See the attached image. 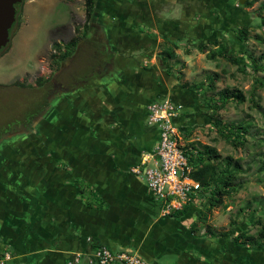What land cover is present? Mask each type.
<instances>
[{
  "label": "rangeland",
  "instance_id": "rangeland-1",
  "mask_svg": "<svg viewBox=\"0 0 264 264\" xmlns=\"http://www.w3.org/2000/svg\"><path fill=\"white\" fill-rule=\"evenodd\" d=\"M248 1L96 0L94 20L86 22L84 0H24L11 27L9 43L0 52V132L24 122L26 114L46 96H49V104L55 107L56 98L63 95L59 90L61 87L75 91L78 86V89L90 92L95 87L105 89L103 86L107 84L114 86L112 93L128 90L130 94L125 93L126 102L134 92L140 99L141 96L148 98V94L160 91L162 87L163 91L166 90L165 86L178 91L180 82L198 87L197 90H188L185 96L182 92L178 95L181 101L188 100L187 104H176L179 123L184 128L181 133L183 141L210 145L221 157L230 155L240 159L243 167L240 182L234 186L232 195L224 199L223 205L208 212V221L230 234L221 238H204L203 229H200L196 234L201 237L191 234L178 246L182 249L178 257L175 253H168L157 261L153 260L152 254H146L137 246L123 248L131 249L147 264L263 262V247L238 246L230 242L231 235L240 231L255 233L259 227L253 222L257 217L264 222V86L258 84L264 82V72L254 71L249 61L255 58L264 66V27L258 16L264 0H252L251 5H247ZM105 11L109 14L106 23L102 16ZM260 13L264 16V7ZM117 24L123 29L114 33L109 26L116 27ZM243 25L249 36L245 42L232 31V28ZM100 33L106 35L102 41L99 40ZM72 37H78L77 44L70 54L60 58L65 51L62 45ZM165 38L178 42L175 52L179 63L173 60L164 64L159 62V43ZM214 38L226 39L229 51L241 55L239 65L222 56L207 58L205 52L197 49L200 43L216 48L210 42ZM54 43H59L61 48H56ZM104 61L113 64L107 77L97 71ZM178 70L182 71L180 81L176 76ZM214 74L218 75L214 80L215 89L206 90L207 79ZM105 80L108 82L103 83ZM85 81L89 83L83 87ZM225 87L238 89L244 95L243 101L228 100L217 112L224 122L243 121L248 125L245 145L237 148L221 137L208 116L206 102L217 97L218 91ZM167 93L163 98H168ZM80 95L82 93L77 96ZM71 99L73 96L65 97L64 102L73 104ZM138 102L142 108L149 103L143 105L141 99ZM96 108L100 109L99 106ZM92 152L99 153L100 150L94 147ZM139 177L146 186L144 179ZM8 200L5 202L11 205ZM207 205V201L197 198L187 212L191 214L184 225L190 228L191 222ZM254 209L256 213L251 214ZM11 212L8 210L7 213ZM180 224L178 226L182 229L183 223ZM80 264H85V260L81 259Z\"/></svg>",
  "mask_w": 264,
  "mask_h": 264
},
{
  "label": "crops",
  "instance_id": "crops-1",
  "mask_svg": "<svg viewBox=\"0 0 264 264\" xmlns=\"http://www.w3.org/2000/svg\"><path fill=\"white\" fill-rule=\"evenodd\" d=\"M108 15H102L105 23ZM109 27L114 33L123 29ZM109 71H102L103 77ZM103 88L87 92L77 86L76 94L61 87L63 97L56 98L55 107L46 96L47 106L30 126L25 120L0 135V248L12 254L8 264H65L74 253L100 243L115 250L137 246L155 261L182 252L178 246L191 235L184 225L191 213L178 220L163 215L148 185L130 169L158 138L157 127L146 121L145 103L168 92L175 104H187L178 95L189 91L162 87L140 97L142 108L135 92L126 102L128 90ZM64 96H73V104ZM94 147L100 152H92ZM80 181L103 200L102 209L80 200Z\"/></svg>",
  "mask_w": 264,
  "mask_h": 264
},
{
  "label": "trees",
  "instance_id": "trees-1",
  "mask_svg": "<svg viewBox=\"0 0 264 264\" xmlns=\"http://www.w3.org/2000/svg\"><path fill=\"white\" fill-rule=\"evenodd\" d=\"M24 0L15 4V16L18 13V7L22 5ZM252 0L247 2V5L252 4ZM95 3L96 0H84L85 4V21L89 22L94 20V12H95ZM264 7V5L262 6ZM258 10V16L261 18V23L264 27V16L261 15V9ZM13 25V24H12ZM88 27V24L85 25ZM12 27V26H11ZM232 31L237 35V37L245 42L248 39V31L246 26H239L232 28ZM11 36V28L9 29V38ZM10 40V39H9ZM78 37H72L69 39L64 45L65 51H63L60 55V58L66 57L70 54V51L75 47L78 42ZM216 48H209L207 43H200L197 45V49L205 52L207 58H215L217 56H222L228 61L235 63L237 65L240 64L242 57L241 55H237L233 52L229 51V43L226 39L219 40L218 38H214L210 41ZM9 43V42H8ZM56 48H61L59 43H54ZM161 50L158 53L159 62L164 64L167 60H173L176 63H179L178 56L175 52V49L178 47V42L170 41L165 38L161 43H159ZM5 48V47H4ZM2 48L0 52L4 49ZM105 52V49L101 51ZM254 71H262L264 72V66L259 64L258 59H250L249 60ZM183 63L180 62V66ZM177 80H181L182 71H177ZM218 78L217 74L208 77L207 82L205 84L206 90H214L215 84L214 80ZM40 83V79L38 80ZM260 86H264V82L259 81ZM180 86L183 89L187 90H197L198 87L194 85H190L187 82H180ZM218 96L212 99H208L206 105L208 106V116L210 117V122L219 132L221 137L233 147L244 146L246 142L245 135L248 133V125L243 122H224L218 115V110L223 106V104L228 100H237L243 101L244 95L238 89L225 87L218 91ZM46 97L42 99V101L37 104L36 108L32 110L30 113L26 114L25 120L27 126H30L32 121L37 118L46 107ZM14 127H8L4 131L0 132V135H3L9 131H13ZM183 150L184 154L187 158L188 163L193 167L190 175L193 179L197 180L201 189L197 195V198L204 199L207 201L208 205L205 207V210L201 211L197 217L191 222L190 232L195 237H201L196 234V232L200 229H203L202 237L204 238H221L229 235L228 230H221L215 226H213L208 221V212L213 207H218L223 205L224 199L226 197H230L233 192V188L235 185L239 184L240 173L243 171L242 164L240 159L233 158L230 155H226L221 157L219 152L210 145H199L194 141H184ZM79 186V198L83 203L88 207H94L97 209L103 208V200L92 190H86V183L80 181L78 183ZM196 198V196H195ZM194 201H191L187 205H185L181 210L173 211L169 214H165L166 216L173 219H180L188 212L189 208L193 204ZM248 207L247 205H245ZM241 211L244 208H240ZM256 213V209L252 211L251 214ZM259 228L255 233H249L248 230L240 231L237 234H232L230 237V242L234 245L244 246L248 245L251 247H263L264 248V222L257 217L254 222ZM100 244H92V247H95ZM107 246V245H106ZM109 247V246H107ZM110 248V247H109ZM112 249V248H111ZM222 250L225 251V247H222ZM264 264V258L263 262Z\"/></svg>",
  "mask_w": 264,
  "mask_h": 264
},
{
  "label": "built area",
  "instance_id": "built-area-1",
  "mask_svg": "<svg viewBox=\"0 0 264 264\" xmlns=\"http://www.w3.org/2000/svg\"><path fill=\"white\" fill-rule=\"evenodd\" d=\"M146 121L158 129L157 142L151 151L143 153L131 171L143 177L165 215L181 210L197 199L200 183L190 175L192 166L184 154L183 126L177 121L179 107L168 97L146 105ZM196 196V198H195ZM12 254L0 248V264H8ZM147 264L131 249H111L104 244L87 253L76 252L65 264Z\"/></svg>",
  "mask_w": 264,
  "mask_h": 264
},
{
  "label": "water",
  "instance_id": "water-1",
  "mask_svg": "<svg viewBox=\"0 0 264 264\" xmlns=\"http://www.w3.org/2000/svg\"><path fill=\"white\" fill-rule=\"evenodd\" d=\"M21 0H0V50L9 42V29L15 21V4ZM111 64L106 65L104 70H112Z\"/></svg>",
  "mask_w": 264,
  "mask_h": 264
},
{
  "label": "flooded vegetation",
  "instance_id": "flooded-vegetation-1",
  "mask_svg": "<svg viewBox=\"0 0 264 264\" xmlns=\"http://www.w3.org/2000/svg\"><path fill=\"white\" fill-rule=\"evenodd\" d=\"M103 37L100 35L99 36V40L100 41H102L103 39H102ZM111 61H104V63L102 64V66H100V67H98V72H102V71H106V70H104V68H105V66L106 65H108L109 63H110ZM26 123H24V125H25Z\"/></svg>",
  "mask_w": 264,
  "mask_h": 264
}]
</instances>
